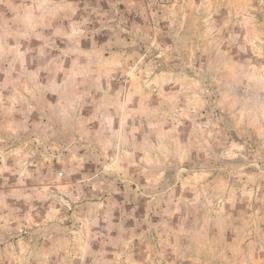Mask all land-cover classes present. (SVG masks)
<instances>
[{
  "label": "rangeland",
  "instance_id": "obj_1",
  "mask_svg": "<svg viewBox=\"0 0 264 264\" xmlns=\"http://www.w3.org/2000/svg\"><path fill=\"white\" fill-rule=\"evenodd\" d=\"M0 264H264V0H0Z\"/></svg>",
  "mask_w": 264,
  "mask_h": 264
}]
</instances>
